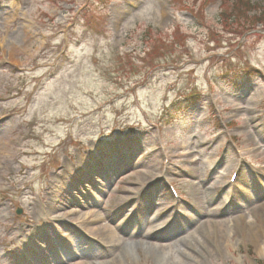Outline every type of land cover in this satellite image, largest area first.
I'll return each mask as SVG.
<instances>
[{
	"label": "rangeland",
	"instance_id": "rangeland-1",
	"mask_svg": "<svg viewBox=\"0 0 264 264\" xmlns=\"http://www.w3.org/2000/svg\"><path fill=\"white\" fill-rule=\"evenodd\" d=\"M239 3L0 0V264H264V0Z\"/></svg>",
	"mask_w": 264,
	"mask_h": 264
},
{
	"label": "bare ground",
	"instance_id": "bare-ground-1",
	"mask_svg": "<svg viewBox=\"0 0 264 264\" xmlns=\"http://www.w3.org/2000/svg\"><path fill=\"white\" fill-rule=\"evenodd\" d=\"M209 225H211V224H209ZM103 230L105 229V227L104 226H102L101 227ZM101 228H99V229H93V231L94 232H101V231H103ZM156 229V227L154 228V230ZM105 232H109L108 233V239H107V241L109 242H112V241H116L117 240V238L116 237H114L113 236V233L111 232V231H107V229H105ZM142 245H148L147 244V242H142L141 243ZM140 244V245H141ZM163 249V248H162ZM124 254H126L127 256H130V257H135V253H134V250L130 247V246H128L127 245V247L124 249ZM115 262H117V264H124V261L121 259V257L120 256H118L117 257V260H115Z\"/></svg>",
	"mask_w": 264,
	"mask_h": 264
},
{
	"label": "trees",
	"instance_id": "trees-1",
	"mask_svg": "<svg viewBox=\"0 0 264 264\" xmlns=\"http://www.w3.org/2000/svg\"><path fill=\"white\" fill-rule=\"evenodd\" d=\"M241 1H242V0H240V3H239V5H241V4H242V3H241ZM244 2L248 3L247 1H244ZM235 4H236V3H234L232 7H234V5H235ZM259 16H262V17H263V19H264V6L262 7V9H261V12H260ZM225 27H226V26H225Z\"/></svg>",
	"mask_w": 264,
	"mask_h": 264
}]
</instances>
